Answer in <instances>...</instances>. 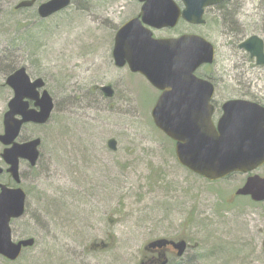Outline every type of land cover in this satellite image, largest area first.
Listing matches in <instances>:
<instances>
[{"label":"rangeland","instance_id":"1","mask_svg":"<svg viewBox=\"0 0 264 264\" xmlns=\"http://www.w3.org/2000/svg\"><path fill=\"white\" fill-rule=\"evenodd\" d=\"M24 1L0 0V136L14 97L6 81L21 68L45 81L55 110L47 125H27L19 138L42 141L37 166L20 162L19 185L0 175V184L27 195L24 217L12 223L14 242L35 240L18 261L0 257V264H140L158 239L189 243L172 264H264V202L235 195L248 176L210 183L182 167L152 119L160 92L115 66V35L141 5L72 0L43 20L38 7L49 0L16 10ZM205 16L204 26L181 22L154 36L193 34L215 46L214 65L198 72L216 86L215 122L230 100L264 105V66L240 48L253 36L264 40V0H234ZM109 85L112 99L98 91ZM4 149L0 143L5 171ZM255 173L264 178V167Z\"/></svg>","mask_w":264,"mask_h":264},{"label":"water","instance_id":"2","mask_svg":"<svg viewBox=\"0 0 264 264\" xmlns=\"http://www.w3.org/2000/svg\"><path fill=\"white\" fill-rule=\"evenodd\" d=\"M37 0L20 3L16 9L32 8ZM143 3L139 17L126 23L115 37L113 58L116 67L128 66L134 74L145 77L161 92L153 110L152 119L165 136L176 143L179 164L210 182L232 174H249L264 165V106L247 100H230L223 107V115L215 125V107L212 104L215 86L200 79L196 72L215 62L216 50L212 43L197 35L156 39L152 29L177 27L180 20L201 26L208 8L234 0H181V10L174 0H139ZM71 0H50L38 9L40 18L47 19L65 10ZM240 48L264 66V40L253 36ZM14 91V98L4 116V134L0 143L5 147L2 159L8 165L7 173L16 184L21 183L20 162L36 167L40 158V139L21 143L19 138L25 125H46L51 120L55 105L42 79L32 82L25 68L13 73L6 81ZM43 90V91H42ZM106 98L114 97L112 86L101 88ZM42 91V93L40 92ZM33 103V108H31ZM108 148L117 150V141L110 140ZM4 170L0 168V175ZM0 256L17 261L23 250L35 245L34 239L15 243L11 222L21 219L26 212V193L21 188L0 185ZM237 196L251 197L264 202V178L249 177ZM173 245L182 257L187 250L185 241L160 239L145 248L147 252ZM161 264H167L164 260Z\"/></svg>","mask_w":264,"mask_h":264},{"label":"flooded vegetation","instance_id":"3","mask_svg":"<svg viewBox=\"0 0 264 264\" xmlns=\"http://www.w3.org/2000/svg\"><path fill=\"white\" fill-rule=\"evenodd\" d=\"M136 1L141 5V8H140V13H141L142 4L138 0ZM175 1L177 2V0ZM72 5H73V2L71 0V6ZM140 13L136 17H138ZM98 91L106 98L104 92H102L100 89ZM114 96H115V90H114ZM217 111L218 110H216V112ZM168 240L176 242V243L182 241V239H177V240L168 239ZM187 244H188V247H187V251H188L190 249V245L189 243ZM147 253L148 254L145 257V259L142 260L143 262L142 264H161L164 260H167V264H172L170 262V258L174 257V259H176L177 261H181L187 255L185 253L183 257H178L177 250L174 248L173 245H167L166 247H163L161 249L157 248Z\"/></svg>","mask_w":264,"mask_h":264},{"label":"trees","instance_id":"4","mask_svg":"<svg viewBox=\"0 0 264 264\" xmlns=\"http://www.w3.org/2000/svg\"><path fill=\"white\" fill-rule=\"evenodd\" d=\"M231 3H223V4H221V5H219V6H225V5H230Z\"/></svg>","mask_w":264,"mask_h":264}]
</instances>
